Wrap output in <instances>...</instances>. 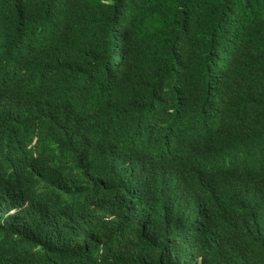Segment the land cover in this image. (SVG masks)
Listing matches in <instances>:
<instances>
[{
	"label": "trees",
	"instance_id": "1",
	"mask_svg": "<svg viewBox=\"0 0 264 264\" xmlns=\"http://www.w3.org/2000/svg\"><path fill=\"white\" fill-rule=\"evenodd\" d=\"M0 264H264V0H0Z\"/></svg>",
	"mask_w": 264,
	"mask_h": 264
}]
</instances>
